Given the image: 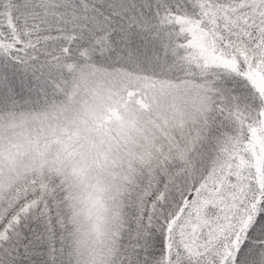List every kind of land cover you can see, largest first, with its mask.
<instances>
[{"label": "snow or ice", "instance_id": "1", "mask_svg": "<svg viewBox=\"0 0 264 264\" xmlns=\"http://www.w3.org/2000/svg\"><path fill=\"white\" fill-rule=\"evenodd\" d=\"M0 264H264V0H0Z\"/></svg>", "mask_w": 264, "mask_h": 264}]
</instances>
